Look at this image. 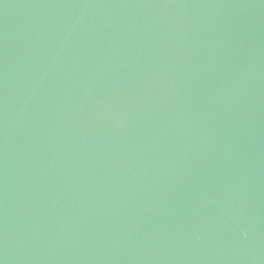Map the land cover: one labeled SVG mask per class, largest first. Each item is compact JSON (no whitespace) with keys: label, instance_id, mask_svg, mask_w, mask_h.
<instances>
[{"label":"water","instance_id":"obj_1","mask_svg":"<svg viewBox=\"0 0 264 264\" xmlns=\"http://www.w3.org/2000/svg\"><path fill=\"white\" fill-rule=\"evenodd\" d=\"M0 264H264V0H0Z\"/></svg>","mask_w":264,"mask_h":264}]
</instances>
